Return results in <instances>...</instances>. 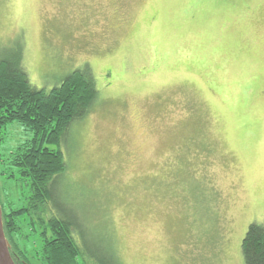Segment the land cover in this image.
<instances>
[{
	"label": "rangeland",
	"instance_id": "374dc122",
	"mask_svg": "<svg viewBox=\"0 0 264 264\" xmlns=\"http://www.w3.org/2000/svg\"><path fill=\"white\" fill-rule=\"evenodd\" d=\"M16 52L38 89L95 79L52 203L82 222L87 254L245 264L247 230L264 226V0H0V59ZM31 137L17 123L0 134V171L18 176H0V196L15 207L30 190L7 159ZM25 226L14 240L33 254L40 233Z\"/></svg>",
	"mask_w": 264,
	"mask_h": 264
},
{
	"label": "trees",
	"instance_id": "16d2710c",
	"mask_svg": "<svg viewBox=\"0 0 264 264\" xmlns=\"http://www.w3.org/2000/svg\"><path fill=\"white\" fill-rule=\"evenodd\" d=\"M98 93L88 68L70 73L47 91L30 83L21 52L0 59V134L15 123L32 133L7 159L29 187L25 203L15 207L0 196L5 234L16 264H120L102 244L97 254H87L75 238L82 222L66 208L58 207L57 213L52 210V203L66 199L58 189L66 170L61 145L72 124L89 114ZM4 164L0 157V170ZM0 176L6 181L18 177L5 170ZM25 225L33 227L32 231L38 227L40 233V246L33 254L14 240ZM242 254L245 264H264V226H249Z\"/></svg>",
	"mask_w": 264,
	"mask_h": 264
},
{
	"label": "water",
	"instance_id": "95a60500",
	"mask_svg": "<svg viewBox=\"0 0 264 264\" xmlns=\"http://www.w3.org/2000/svg\"><path fill=\"white\" fill-rule=\"evenodd\" d=\"M0 264H16L11 254V245L6 237L3 210L0 203Z\"/></svg>",
	"mask_w": 264,
	"mask_h": 264
}]
</instances>
